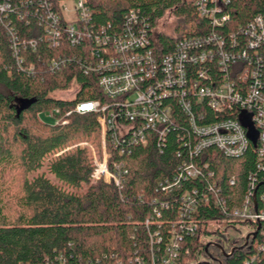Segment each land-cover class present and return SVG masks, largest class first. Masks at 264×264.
I'll return each instance as SVG.
<instances>
[{
  "label": "built area",
  "instance_id": "1",
  "mask_svg": "<svg viewBox=\"0 0 264 264\" xmlns=\"http://www.w3.org/2000/svg\"><path fill=\"white\" fill-rule=\"evenodd\" d=\"M66 1H20L24 6L36 5L34 12L39 17L42 35L29 38L19 36L7 19L9 3H0V27L6 30L11 55L20 70L34 73V64L26 63L20 51H35L38 41H45L50 48L66 44L79 47L82 55L58 54L46 59L44 66L60 70L67 63L78 64L84 74L96 77L103 96L80 101L73 108L80 114L96 113L100 154L88 140H82L55 155L85 148L93 166L89 182L104 180L121 187L128 170L125 162L113 159L109 150L123 155L133 146H146L153 139L160 150L176 124L175 110L185 117L186 136L180 139L185 150L177 151L179 161L173 174L155 186L157 193L177 192L175 218L169 220L165 238L160 232L162 224L156 221L152 229L153 222L146 219V253L128 261L176 264L190 252V247L182 243L183 236L194 237L200 229L202 240L211 233L226 241L242 240L249 247V254L241 264H264V17L256 14L230 28L226 11L230 0H193L198 17L207 20L210 28L181 38L172 49L163 52L156 49L148 23L134 9H128L114 28L110 23L93 21L87 0H75L72 9ZM16 20L28 23L22 13H16ZM59 120L56 118L55 122ZM249 148L254 153L255 171H247L243 184L236 175L229 178L233 191L242 186L240 194L232 195L231 205H227L215 181L200 187L185 186L201 177L207 168L210 154L206 151L239 158ZM149 203L154 205L156 216L160 215L159 208L170 206L157 197ZM208 205L218 214L200 224L198 208ZM209 223L215 224L213 230L207 228ZM209 242L224 251L214 239ZM116 264L123 263L116 260Z\"/></svg>",
  "mask_w": 264,
  "mask_h": 264
},
{
  "label": "trees",
  "instance_id": "2",
  "mask_svg": "<svg viewBox=\"0 0 264 264\" xmlns=\"http://www.w3.org/2000/svg\"><path fill=\"white\" fill-rule=\"evenodd\" d=\"M20 1L23 0H0L10 5L7 19L15 25L19 36H41L39 17L34 12L36 5L24 6ZM86 3L96 24L110 23L114 28L128 9H134L148 23L156 49L163 52L172 49L181 38L199 34L211 26L198 17L193 0H87ZM167 10L176 17L171 34L154 29ZM226 11L230 15L228 27L235 28L256 14L264 17V0H230ZM16 13L25 15L28 23L17 21ZM62 46L50 48L45 41H38L35 51H20L26 63L34 64V73L29 74L16 65L6 30L0 27V175L12 174L18 184L17 193L12 196L6 191L7 181L0 177V264L97 261L116 264V260L135 264L128 259L143 256L147 250L145 220L153 222L152 229L156 221L160 222V232L165 238L169 220L175 218L177 192L157 193L155 186L173 174L179 161L177 151L185 150L180 142L186 136L185 117L175 110L176 124L160 150L155 139L146 146L135 145L123 155L109 150L112 158L124 161L128 170L121 187L104 180L90 183L93 166L87 149L74 148L55 154L78 138L99 147L96 113L80 114L73 108L80 101L103 96L96 77L84 74L76 63H67L60 70L45 68L44 61L58 54H83L79 47ZM72 83L76 84L72 97L61 99L52 95L68 89ZM44 110L53 111L52 115L60 120L52 124L42 121L39 115ZM206 153L210 154L206 158L207 168L201 177L186 182L185 186L200 187L207 181H215L227 205H231L232 195L240 194L242 186L233 191L228 180L236 175L243 184L247 171H255L253 150L249 148L239 158L226 157L216 150ZM46 159V171L57 182L39 173ZM208 172L211 177L207 178ZM82 183L89 185L77 192ZM153 197L170 204L168 208H159V216L149 203ZM198 209L200 224L218 214L212 205ZM200 233L199 229L194 237L183 236L182 243L190 247V252L180 251L183 255L176 264H241L249 254V247L242 240L226 241L228 247L224 248L222 239L215 238L225 253L234 248L229 255L218 252L216 256L210 245L205 250L208 242L200 239ZM110 254L114 257L109 258ZM202 256L213 262L201 261Z\"/></svg>",
  "mask_w": 264,
  "mask_h": 264
},
{
  "label": "rangeland",
  "instance_id": "3",
  "mask_svg": "<svg viewBox=\"0 0 264 264\" xmlns=\"http://www.w3.org/2000/svg\"><path fill=\"white\" fill-rule=\"evenodd\" d=\"M74 4H75V0H68V1H66V6L69 8V9H72L73 8V6H74ZM71 17V15H67V17ZM72 18V17H71ZM176 22V17L174 16V15H172V13H170V10H167V11H165V13H164V15L160 18V19H158L157 21H156V25H155V27H154V29H155V31H162V32H165V33H169V34H171L172 33V26L174 25V23ZM75 89H76V84L75 83H72L71 85H70V87L68 88V89H66V90H61V91H56V92H54V93H52V95L54 96V97H59V98H68V97H72V95L74 94V92H75ZM53 114V111H50V110H44V111H42L41 113H40V115H39V117H40V119L42 120V121H44V122H46V123H50V124H52V123H55V121H56V117L55 116H53L52 115ZM82 140H85V138H78V139H76L75 141H73L72 143H70L69 145H67V146H70V145H72V144H74V143H78V142H80V141H82ZM89 141V140H88ZM90 143H91V141H89ZM93 142V141H92ZM92 144V143H91ZM94 144V145H93ZM93 144H92V146H93V148L96 150V152L98 153V154H100L98 151H99V147L97 148V147H95V143L93 142ZM67 146H65V147H67ZM72 149H74V148H72ZM70 150V149H69ZM68 151V150H67ZM89 152V151H88ZM49 159V158H48ZM48 159H46L45 160V162L43 163V166H42V168L40 169V171H39V173H44L52 182H57V179L53 176V175H51V174H49L47 171H46V163H47V160ZM2 174V173H1ZM0 177L1 178H3L4 180H3V182H5V181H7V182H5L4 183V185H5V187H6V191H8V193L10 194V195H14V194H16L17 193V189H18V184H17V182H16V180H14L13 178H12V174L10 175V177L8 176V175H6V174H4V175H0ZM88 185H89V183H82L81 184V186L79 187V189L77 190V192H82V191H84L87 187H88ZM6 198V197H5ZM207 228H209V229H211V230H213L214 228H215V224L214 223H209V224H207ZM217 237H219L220 239H222V244L224 245L223 247L224 248H227L228 247V243L226 242V240L224 239V237L223 236H221V235H219V234H216V233H214V234H209L207 237H205V239H204V241L205 242H209V241H211V240H213V239H215V238H217ZM217 248H215L214 246H210V251H212V252H214L215 253V255L217 256L218 255V252L221 254V252H220V250L219 249H217ZM215 258V257H214ZM208 259V260H207ZM200 260L202 261V260H204V261H207V262H213L212 260H211V258L210 257H204V256H202V257H200Z\"/></svg>",
  "mask_w": 264,
  "mask_h": 264
},
{
  "label": "water",
  "instance_id": "4",
  "mask_svg": "<svg viewBox=\"0 0 264 264\" xmlns=\"http://www.w3.org/2000/svg\"><path fill=\"white\" fill-rule=\"evenodd\" d=\"M256 232H254V234H255ZM211 243L210 242H208L207 244H206V248H205V250H207V247L210 245ZM244 244H246V243H244ZM234 250V248H232L231 250H230V252L229 253H225L224 251H222V253H225L226 255H229L230 253H232V251Z\"/></svg>",
  "mask_w": 264,
  "mask_h": 264
},
{
  "label": "flooded vegetation",
  "instance_id": "5",
  "mask_svg": "<svg viewBox=\"0 0 264 264\" xmlns=\"http://www.w3.org/2000/svg\"><path fill=\"white\" fill-rule=\"evenodd\" d=\"M210 246H214V245H210ZM214 247H216V246H214ZM218 248V247H217ZM219 249V248H218ZM220 250V249H219ZM220 252H222L221 250H220Z\"/></svg>",
  "mask_w": 264,
  "mask_h": 264
}]
</instances>
